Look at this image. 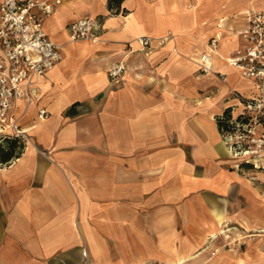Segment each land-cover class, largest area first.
Here are the masks:
<instances>
[{"label": "crops", "instance_id": "crops-1", "mask_svg": "<svg viewBox=\"0 0 264 264\" xmlns=\"http://www.w3.org/2000/svg\"><path fill=\"white\" fill-rule=\"evenodd\" d=\"M262 7L124 0L111 13L108 0H64L44 21L62 58L13 110L29 140L0 164V264H264V168L238 167L218 124L234 91H258L226 59ZM86 17L101 20L99 39L70 41ZM170 32L140 49L137 38ZM217 35L226 81L199 66Z\"/></svg>", "mask_w": 264, "mask_h": 264}, {"label": "built area", "instance_id": "built-area-1", "mask_svg": "<svg viewBox=\"0 0 264 264\" xmlns=\"http://www.w3.org/2000/svg\"><path fill=\"white\" fill-rule=\"evenodd\" d=\"M63 1L0 0V136H16L25 143L29 140L13 110L18 100L28 106L38 98L43 75L62 58L61 45L47 35L44 21ZM247 19L248 25L241 32L245 46L226 60L242 77L255 81L258 91L249 96L233 92L237 104L228 106L227 114L224 111L219 116L224 121L220 131L238 167L264 168V9H251ZM101 28L102 22L97 17L78 19L69 27V39L97 41ZM169 37H172L171 32L158 39L145 36L137 41L140 49L145 50L150 49L154 41L157 45L165 44ZM219 39L217 35L210 40V50L201 54L199 66L203 74H216L226 81V74L214 66ZM127 66L125 58L114 62L108 68L109 77L121 78ZM48 116L46 108L39 111L41 120ZM241 239L234 237L228 242L229 247L240 245Z\"/></svg>", "mask_w": 264, "mask_h": 264}, {"label": "trees", "instance_id": "trees-1", "mask_svg": "<svg viewBox=\"0 0 264 264\" xmlns=\"http://www.w3.org/2000/svg\"><path fill=\"white\" fill-rule=\"evenodd\" d=\"M124 0H108V8L111 13H120ZM228 110L225 111L227 114ZM219 127L224 121L218 118ZM25 142L16 136H0V164H8L14 158L19 157L25 149Z\"/></svg>", "mask_w": 264, "mask_h": 264}, {"label": "rangeland", "instance_id": "rangeland-1", "mask_svg": "<svg viewBox=\"0 0 264 264\" xmlns=\"http://www.w3.org/2000/svg\"><path fill=\"white\" fill-rule=\"evenodd\" d=\"M262 9H264V7H262Z\"/></svg>", "mask_w": 264, "mask_h": 264}, {"label": "bare ground", "instance_id": "bare-ground-1", "mask_svg": "<svg viewBox=\"0 0 264 264\" xmlns=\"http://www.w3.org/2000/svg\"><path fill=\"white\" fill-rule=\"evenodd\" d=\"M228 236V235H227ZM182 262V261H181Z\"/></svg>", "mask_w": 264, "mask_h": 264}]
</instances>
